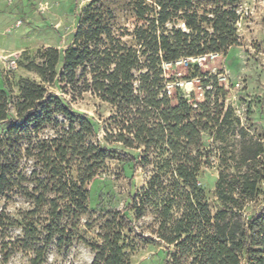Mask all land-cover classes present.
Masks as SVG:
<instances>
[{
	"label": "trees",
	"instance_id": "trees-1",
	"mask_svg": "<svg viewBox=\"0 0 264 264\" xmlns=\"http://www.w3.org/2000/svg\"><path fill=\"white\" fill-rule=\"evenodd\" d=\"M101 1L82 7L65 49L46 47L37 51L38 61L19 62L38 81L21 78L15 96L0 87L1 261L22 251L30 254L29 264H50L52 248L81 242L94 253L90 264H129L127 206L95 219L97 240L85 236L91 222L81 229L88 212L85 184L116 152L88 140L94 118L72 107L89 91L112 108L104 140L141 150L139 157L124 153L148 173L138 194L129 181L135 216L152 217L151 235L136 236L165 246L162 264H264V216L243 215L260 194L264 142L241 127L237 147L228 150L227 135L240 120L223 99L173 104L163 91V64L225 54L238 43L241 0H133V14L144 23L132 31L117 26ZM56 85L62 94L47 89ZM205 133L223 145L206 148ZM212 157L218 160L215 212L198 181ZM12 196L29 202L18 218L6 208Z\"/></svg>",
	"mask_w": 264,
	"mask_h": 264
},
{
	"label": "rangeland",
	"instance_id": "rangeland-1",
	"mask_svg": "<svg viewBox=\"0 0 264 264\" xmlns=\"http://www.w3.org/2000/svg\"><path fill=\"white\" fill-rule=\"evenodd\" d=\"M91 0H0V87L6 85L12 95L18 93V81L39 78L19 66L24 60H35L37 51L54 47L60 51L72 41L77 28L80 10ZM133 0H102L115 15L117 26L132 31L144 23L132 11ZM239 21L236 24L238 43L229 47L225 54L181 58L173 63L162 65L163 91L175 104L178 99H186L190 104L204 99H223L232 108L240 124L234 125L233 134L225 141L228 150L237 147L239 129L245 128L247 137L259 138L264 142V0H241L237 5ZM124 41L132 43L130 36ZM13 63L15 66H12ZM61 67V66H60ZM216 83V84H215ZM48 90L62 94L59 85L48 86ZM71 99L70 93L64 94ZM72 107L94 118L93 132L88 140L116 150L105 162L102 172L85 184L88 189V212L81 217V229L86 221L92 228L86 230L88 240H97L99 215L122 211L132 219L131 227H124L129 264H162L165 246L161 243H149L136 236L141 232L151 235L152 217L146 214L136 217L129 193L130 179L133 178V194L145 186L148 173L141 166L128 162L124 153L136 157L140 149L123 147L120 143H108L104 140L107 118L112 108L89 91L72 100ZM224 142V143H225ZM225 143V144H226ZM223 145L214 142L209 133L203 134V145ZM211 164L205 165L198 173L199 185L212 212L220 208L214 187L218 174V160L211 158ZM4 199L0 201L2 205ZM6 208L12 216L18 218L19 211L29 208V202L12 196L6 202ZM264 216V179L260 183V194L248 203L243 215ZM13 235L19 234V228L13 229ZM93 252L81 242L73 243L69 248L57 251L52 248L49 254L50 264H90ZM30 254L17 251L7 262L0 264H29ZM243 260H247L243 256Z\"/></svg>",
	"mask_w": 264,
	"mask_h": 264
},
{
	"label": "built area",
	"instance_id": "built-area-1",
	"mask_svg": "<svg viewBox=\"0 0 264 264\" xmlns=\"http://www.w3.org/2000/svg\"><path fill=\"white\" fill-rule=\"evenodd\" d=\"M12 66H15V64L13 63V65Z\"/></svg>",
	"mask_w": 264,
	"mask_h": 264
}]
</instances>
